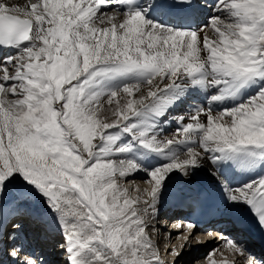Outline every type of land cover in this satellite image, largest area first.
Instances as JSON below:
<instances>
[{
	"label": "snow or ice",
	"instance_id": "1",
	"mask_svg": "<svg viewBox=\"0 0 264 264\" xmlns=\"http://www.w3.org/2000/svg\"><path fill=\"white\" fill-rule=\"evenodd\" d=\"M202 169L264 232V0H0V264H161L118 180L145 172L155 216ZM32 197L58 232L39 252Z\"/></svg>",
	"mask_w": 264,
	"mask_h": 264
},
{
	"label": "bare ground",
	"instance_id": "2",
	"mask_svg": "<svg viewBox=\"0 0 264 264\" xmlns=\"http://www.w3.org/2000/svg\"><path fill=\"white\" fill-rule=\"evenodd\" d=\"M18 2L24 3L25 0H18ZM204 17L205 16H202L203 18L202 19L200 16V19L198 20H200V22H204L206 20V18ZM205 31H208L209 35L212 36V33L209 29H205ZM202 102H203L202 99H200L198 95L193 96L190 97L185 104L178 106L174 110H171L168 114L169 123L165 125L164 135L171 136L172 132L176 130L177 124L174 120L170 119L171 117H178L179 115L186 114L190 105L198 104ZM152 163L155 164V161H152ZM145 167H147V165H145ZM207 167L209 171H214L213 169H211L210 165H208ZM209 171L202 169L198 171L196 175L202 174L208 179L209 182L215 184L213 179H211L209 176ZM196 175L194 176L193 179H186L179 174L174 175L171 183L168 184L167 191L164 193L161 202L157 205L158 213L155 216L151 215L152 212L151 208L143 207V203L141 201L142 195L133 191V189L137 190V189H141V187H146V183L149 181V177L145 174V172L140 171L136 174H132L127 177L120 178L118 180V184H120L123 188H126L128 190L129 198L137 201V204L134 206H138V211H140V214L143 215L144 219L148 222L146 233L150 237L152 244L159 253L161 264H171L172 262L171 258H173L175 255L170 256L169 252L172 251V249H176L177 251H179L178 250L179 247H182L183 251H182V256L178 260V264H191V262L195 264H204L203 259H207V263H210L211 261H217L216 255L218 252L219 255L220 254L224 255L221 249L220 250L217 249V253L216 251H213V246L216 240L212 239V235L210 231L194 229L192 233L190 234L187 233L186 235H184V233L187 232L188 230L184 229L182 226L175 227L176 220L174 219H177V217L169 218L171 216L170 211H172V207L169 206L171 202L173 203L176 202L177 200H182L187 195L196 193L197 190L195 183ZM229 175L232 176L234 183H239L240 181L247 179V177L245 176L233 175L232 173H229ZM125 182H129V184L127 185L125 184ZM151 187L152 185L148 189H146L147 199H143V200L150 199L148 193L150 192ZM24 209L26 211H31L33 209L44 211L42 203L38 201L35 197H32L29 200V202L26 205H24ZM144 209H147V213L143 211ZM239 210L241 209L233 208L227 211L228 213H235L238 212ZM165 213H169V214L165 216L166 215ZM159 216L164 217L163 219L166 221L164 225L159 224L158 221ZM169 220L170 222L174 220L173 222L175 225L172 228L169 238L165 239L163 238L162 233L168 229L167 224L170 225V223H168ZM185 237L188 238L187 241L185 240ZM165 243L169 247L167 248V250H164V252H162L161 250L164 248L163 245H165ZM227 257L224 255L219 263L221 264L222 261H227L228 264H233L237 259H241L240 255H237L235 260ZM176 260L177 258L175 259V261ZM61 261H63V257H61Z\"/></svg>",
	"mask_w": 264,
	"mask_h": 264
},
{
	"label": "rangeland",
	"instance_id": "3",
	"mask_svg": "<svg viewBox=\"0 0 264 264\" xmlns=\"http://www.w3.org/2000/svg\"><path fill=\"white\" fill-rule=\"evenodd\" d=\"M205 22H206V20H205L203 23H205ZM125 184L128 185L129 182H125ZM151 185H152V184H150V183L147 182V183H146V187H141V189H137V190H136V189H133L134 192H137L138 194H141V195H142V196H141V195H140V196H141V198H142L141 201H142V203H143V207H144V208H148V205L144 203V202L147 201V200H143V199H147L146 189H148ZM133 191H132V192H133ZM158 221H161V220L159 219ZM162 222H163V221H161V223H162ZM169 228H170V226H169ZM187 233H188V232H185L184 235H186ZM217 243H218V242H217ZM217 243L215 242V243H214V246H213V251H216V253H217V249H214V248L217 246ZM172 244H174V243H172ZM220 245H221V244H220ZM220 245H219V246H220ZM186 249H187V248H186ZM178 250H179V251H182L183 248H182V247H179ZM219 250H220V249H219ZM221 251H223V250H221ZM225 252H226V251H223V253H224V255H225L226 257L228 256L230 259L235 260V258H236V254L234 255V257H230L229 254H228V253H225ZM172 253H173V252L170 251V252H169V255H170V256H172V255L174 256L175 254H174V253L172 254ZM218 253H219V252H218ZM218 253H217V255H216V260H217V261H215L216 264H220L219 262H220V260H222L221 258H223V256H224L223 254H220V255H219ZM221 255H222V256H221ZM217 256H218L219 258H218ZM174 257H175V256H174ZM174 257H173V259H174ZM228 257H227V258H228ZM242 261H243V260H242ZM242 261H241V259H237L233 264H242ZM179 262H180V261H179ZM195 262H196V261H195ZM212 262H213V261H211L210 263H207V259H203V263H204V264H211ZM191 264H195V263H192V262H191Z\"/></svg>",
	"mask_w": 264,
	"mask_h": 264
}]
</instances>
